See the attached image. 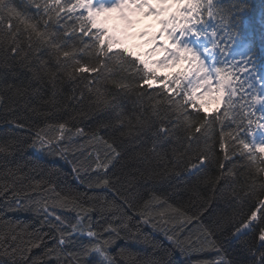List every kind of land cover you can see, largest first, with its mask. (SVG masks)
<instances>
[{"label":"snow or ice","instance_id":"obj_1","mask_svg":"<svg viewBox=\"0 0 264 264\" xmlns=\"http://www.w3.org/2000/svg\"><path fill=\"white\" fill-rule=\"evenodd\" d=\"M20 2L32 6L38 19L18 9L13 0H0V60L5 63L17 61L28 69L33 80L43 81L46 78L52 90L46 104L55 107L58 86L66 82L72 85L67 97L69 102L81 103L87 93L94 97L97 107L113 114L112 122L103 127L125 128L132 123V118L126 116L123 107V102L129 101L137 110L135 120L138 129L150 132L153 153L159 155V145L176 140L185 147L184 155L188 157L186 166L190 173L203 172L210 164L218 163L219 173L211 181L213 189L221 197L227 194L231 198L229 203L236 210L223 222L214 221L208 225L202 222V210L188 215L171 205L166 208L161 206L157 215L165 225L173 224L170 231L174 235L177 228L182 232L194 220L198 225L178 246L186 245L192 251H216L215 260L201 264H233L220 255L222 249L214 238V229H220L227 223L232 226V238L239 239L244 232L255 233V239L264 249V95L250 89L244 79L246 67L229 64L217 67L210 64L203 53L197 54L185 43L186 38L197 35L196 26L203 22L205 16L211 15L207 7L211 0H110V6L105 0ZM133 16L156 18L158 30L133 34L131 29L138 23ZM135 38L148 45L142 54L134 55L124 46L128 39ZM42 53H47L48 59H44ZM178 64L184 67L174 73H160L161 69ZM105 85H111L115 91H109ZM7 87L12 89L13 86ZM37 91L34 90L33 94ZM16 94L23 96L24 90L17 88ZM209 104L216 105L211 112L205 111ZM2 105L3 97L0 96ZM24 106L27 107V103ZM6 111L11 114L14 109L9 107ZM29 111H36L45 117L49 115L39 113L37 109ZM226 121L232 125L227 130ZM6 123L16 129L29 127L15 115ZM67 123H48L44 129L37 131L35 135L41 146L48 145L50 151H56L60 149L61 141H70L71 129ZM218 125V139L214 140ZM49 132L51 136H48ZM178 132H182L183 136H178ZM82 134L83 130L76 128L75 135ZM93 141L101 146L95 158L89 153L84 160L73 165V171L78 178L80 172L95 173L86 181L81 180L88 189L110 188L113 181L107 170L119 153L114 144L96 132L92 133L88 143ZM36 143L34 140L32 146ZM194 144L196 147H193ZM217 145L221 154L218 160ZM12 149V142L0 144V154H10ZM66 150H60L62 158ZM100 152L103 153L102 158ZM235 157H240V167L245 170V181L239 189L234 183L237 166H226V161ZM5 191L12 193L5 201L10 209L29 210L27 205L34 204L32 210L43 217L39 220L40 227L32 232L28 231V225H24L16 235L9 234L14 243L20 241L13 248L14 255L23 257L30 248L42 246L45 236L52 235L56 239V247L47 249L46 254L55 253L57 247L66 245L73 236H82L88 244L81 246L80 254L88 256L94 252L102 257V264L104 261L115 264L109 259L104 245L118 237L121 231L127 233L129 222L133 219L127 211L133 205L120 192L113 191L114 199L107 201L95 193L57 192L50 182L43 179L26 187L25 192L9 185L0 186V197L5 195ZM29 191L36 193L35 198L26 194ZM242 192L244 195H241ZM117 199L121 201L119 204ZM57 208L75 212V221L57 214ZM94 211L100 213L96 228L91 217ZM152 213V200H149L134 215L142 218L140 223L148 224L152 220L151 226L156 228V217ZM116 220L120 223L116 224ZM45 226L48 232L41 231ZM101 231L109 237L103 243ZM25 234L29 237L27 241L22 239ZM165 235L169 241L173 240L172 235L167 232ZM193 236L195 239H192ZM244 244L247 246L248 242ZM181 250L184 248L181 247ZM247 250L254 257L253 264H264V250L257 253L250 246Z\"/></svg>","mask_w":264,"mask_h":264},{"label":"trees","instance_id":"obj_2","mask_svg":"<svg viewBox=\"0 0 264 264\" xmlns=\"http://www.w3.org/2000/svg\"><path fill=\"white\" fill-rule=\"evenodd\" d=\"M13 3L21 11L38 19L32 6L22 4L20 0H13ZM207 7L211 15H206L195 29L196 38L203 46L205 55L217 67L225 64L246 67L244 79L250 89L264 95V0H211ZM126 47L134 54L132 47ZM42 56L48 59L47 53H42ZM174 72L176 71L171 68L160 71L161 74ZM8 85H12V89H8ZM104 87L109 91H115L111 85ZM17 88L24 90L23 96L16 94ZM71 88L72 85L66 82L58 86L56 105L53 107L45 103L51 97L52 91L46 78L43 81L33 80L28 69L17 61L9 60L5 63L0 60V96L3 97V105L0 106V144L13 143L10 154H0V186L9 185L25 192L26 187L43 179L50 182L57 192L87 195L95 193L105 197L107 201L114 199L113 191L120 192L133 205L131 210H127L133 219L129 222L127 233L121 231L118 237L104 245L109 259L114 260L115 264H201L215 260L217 258L215 250L192 251L186 245L178 246L198 227L195 220L187 224L182 232L177 228L174 235L170 231L173 224L165 225L157 212L161 206L166 208L168 205L179 208L188 215L202 210V222L208 225L214 221L223 222L225 218L230 217L236 210L235 206L229 203L231 198L227 194L221 197L218 191H214L211 183L219 173L218 163L210 164L203 172L190 173L186 166L188 157L184 155L185 147L178 141L163 142L157 148L159 155L151 151L150 132L138 129L135 120L137 110L133 109L131 102H123L126 116L132 118L131 125L125 128H106L102 125L111 123L113 114L107 109L97 107L94 97L88 96L87 93L86 99L81 103L69 102L67 97L71 93ZM34 90H38L35 95ZM25 103L27 107L24 106ZM9 107L14 109L11 114L6 111ZM29 109H37L39 113L49 115L45 117ZM211 110L212 108L207 105L205 111ZM12 115L22 119L29 127L16 129L8 125L6 120ZM64 121L68 122L67 127L71 129V140L61 141L60 149L56 151H50L48 145L41 146L35 133L44 129L45 124ZM225 126L226 130L232 127L227 121ZM76 128H81L83 134L75 135ZM219 131L218 125L214 140L218 139ZM94 132L114 144L119 153L107 170L113 181L110 188L88 189L81 180L86 181L95 173L80 172L78 178L77 173L73 171L75 163L84 160L89 153L95 158L101 148L94 141L88 143ZM51 135L49 132L48 136ZM177 135L182 137L183 133L178 132ZM34 140L37 143L32 146ZM65 148L67 150L63 152L62 158L60 150ZM100 154L102 158L103 153ZM216 156L217 160L221 156L218 145ZM241 163L240 157L226 161L229 168L237 166L234 183L238 189L245 181L243 175L245 170L240 167ZM11 194L10 191H5V195L0 197V234H3L0 240V264H33V261L35 264H102V257L94 252L88 256L80 254L81 246L88 244L82 236H73L66 245L57 247V251L51 254H46V250L56 247V239H53L52 235L45 236L42 246L30 248L23 257L14 255L13 248L20 241L14 243L9 234L16 235L24 225H28V231L32 232L40 227L39 220L43 217L32 210L35 208L34 204L27 205L29 210L10 209L5 201ZM26 194L32 195L33 198L36 196V193L30 191ZM149 200H152V215L156 217L154 221L157 224L156 228L151 226L152 220L148 224L140 223L142 218L134 215L137 209L142 210L144 203ZM120 202L119 199L116 200L117 204ZM254 202L255 198L252 203ZM55 211L75 221V212L59 208ZM99 215L97 211L91 213L94 228L97 227ZM108 218L111 219V214ZM115 223L119 224L120 221L116 220ZM41 231L48 232L49 229L45 226ZM165 232L173 236L172 241L168 240ZM231 232L232 226L227 223L220 229H214V238L222 249L220 255L231 260L233 264H253L254 257L247 250L248 246L257 253L264 250L255 239L256 234L244 232L239 239H235L230 236ZM22 239L27 241L29 237L25 234ZM108 239V234L101 231V243ZM192 239H195V236ZM245 241L248 242L247 246L244 244ZM181 247L184 248L183 251ZM103 264L107 262L104 261Z\"/></svg>","mask_w":264,"mask_h":264},{"label":"rangeland","instance_id":"obj_3","mask_svg":"<svg viewBox=\"0 0 264 264\" xmlns=\"http://www.w3.org/2000/svg\"><path fill=\"white\" fill-rule=\"evenodd\" d=\"M133 19L137 20V21L140 19L139 22L141 24V25H139V23H136L134 25V27L131 29V32L133 34L139 32V31L154 32V31H157L159 28V25L155 22L156 19L154 17H151V16H149V17L133 16ZM191 38L192 37H190V36L188 38H186L185 43L188 44L197 54L204 53L203 49H201L199 46L196 47V45L194 44V41L191 40ZM194 39L196 40L195 36H194ZM124 46L132 47L135 55L136 54H142L146 50V48L148 47V45H144L143 41L140 40L139 38L128 39L125 42ZM208 62L210 64H213L209 59H208ZM182 68H183V64H178L175 67H172L171 69L173 71H177V70L182 69ZM209 106L211 108L216 107L215 104H209ZM37 152L41 153L40 151H37Z\"/></svg>","mask_w":264,"mask_h":264}]
</instances>
